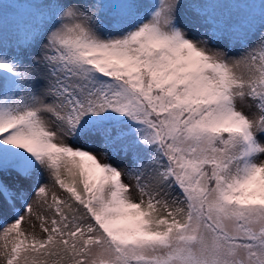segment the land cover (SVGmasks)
<instances>
[{
  "label": "snow or ice",
  "instance_id": "obj_1",
  "mask_svg": "<svg viewBox=\"0 0 264 264\" xmlns=\"http://www.w3.org/2000/svg\"><path fill=\"white\" fill-rule=\"evenodd\" d=\"M0 264H264V0H2Z\"/></svg>",
  "mask_w": 264,
  "mask_h": 264
},
{
  "label": "rangeland",
  "instance_id": "obj_2",
  "mask_svg": "<svg viewBox=\"0 0 264 264\" xmlns=\"http://www.w3.org/2000/svg\"><path fill=\"white\" fill-rule=\"evenodd\" d=\"M97 154H98V152H97ZM101 161H102V162H106V161H104L103 157H101ZM112 163L117 164L118 167L123 168V165H122V164H119V163H118L117 161H115V160H113ZM123 180H124V183H126V184H131V183H132V181H130L126 175L123 176Z\"/></svg>",
  "mask_w": 264,
  "mask_h": 264
},
{
  "label": "trees",
  "instance_id": "obj_3",
  "mask_svg": "<svg viewBox=\"0 0 264 264\" xmlns=\"http://www.w3.org/2000/svg\"><path fill=\"white\" fill-rule=\"evenodd\" d=\"M0 2H2V0H0ZM13 2H24V0H13ZM66 179L68 178L67 176L65 177Z\"/></svg>",
  "mask_w": 264,
  "mask_h": 264
}]
</instances>
